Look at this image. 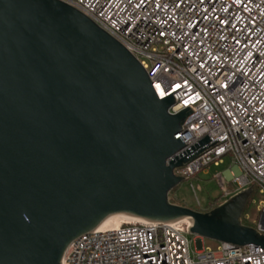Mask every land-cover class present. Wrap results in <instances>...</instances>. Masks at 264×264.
<instances>
[{
	"label": "water",
	"instance_id": "obj_1",
	"mask_svg": "<svg viewBox=\"0 0 264 264\" xmlns=\"http://www.w3.org/2000/svg\"><path fill=\"white\" fill-rule=\"evenodd\" d=\"M174 100L74 7L0 0V264H62L74 239L113 215L186 220L200 238L264 249L241 221L250 187L208 211L169 201L185 179L174 169L217 141L206 134L173 156L192 112L168 113Z\"/></svg>",
	"mask_w": 264,
	"mask_h": 264
},
{
	"label": "built area",
	"instance_id": "obj_2",
	"mask_svg": "<svg viewBox=\"0 0 264 264\" xmlns=\"http://www.w3.org/2000/svg\"><path fill=\"white\" fill-rule=\"evenodd\" d=\"M60 1L122 44L159 99L172 92L168 113L190 107L175 135L185 145L173 156L206 134L217 141L175 174L192 176L229 157L239 171L231 189L216 175L222 202L255 185L262 198L252 227L264 234V0ZM187 226L122 219L74 239L62 264H264L260 246L208 249L203 238H188Z\"/></svg>",
	"mask_w": 264,
	"mask_h": 264
},
{
	"label": "rangeland",
	"instance_id": "obj_3",
	"mask_svg": "<svg viewBox=\"0 0 264 264\" xmlns=\"http://www.w3.org/2000/svg\"><path fill=\"white\" fill-rule=\"evenodd\" d=\"M238 167L236 163L231 162L229 157H225L223 163L215 166L208 165L200 169L193 176L185 177V179L174 188V191L168 194V199L176 204L188 206L192 209H202L205 204L212 202L215 198L221 196L222 191L220 188L219 180L216 175L221 174L222 179L229 183L232 174H238ZM228 186V185H227ZM231 187V185H230ZM262 196L255 192L253 194L252 202L246 210L247 216H244L243 223L248 226L254 225L253 220H258L257 205ZM193 234H188V238L192 239ZM211 239L204 238L203 245L208 249H216L219 245ZM193 249V243H191Z\"/></svg>",
	"mask_w": 264,
	"mask_h": 264
},
{
	"label": "trees",
	"instance_id": "obj_4",
	"mask_svg": "<svg viewBox=\"0 0 264 264\" xmlns=\"http://www.w3.org/2000/svg\"><path fill=\"white\" fill-rule=\"evenodd\" d=\"M193 175H195V173H194ZM193 175H192V176H193ZM227 185H228L227 188H228V189H231V187H230L231 184H230V183H227ZM173 191H174V189H172L170 192L172 193ZM255 192H258L257 187H256L255 185H251V194H250V197H249V199H248V201H247V204H246V206H245V208H244V210H243V213H242V215H241V221L244 220V215H245V213H246V210L248 209L249 204L252 202L253 194H254ZM169 201L172 202V203H176V202L171 201L170 199H169ZM221 202H222L221 197L215 198L212 202H209L208 204L205 205V209H204V211H208V210L212 209L213 207L217 206V205L220 204ZM178 204H179V203H178ZM242 223H243V221H242ZM243 224H244V223H243Z\"/></svg>",
	"mask_w": 264,
	"mask_h": 264
},
{
	"label": "bare ground",
	"instance_id": "obj_5",
	"mask_svg": "<svg viewBox=\"0 0 264 264\" xmlns=\"http://www.w3.org/2000/svg\"><path fill=\"white\" fill-rule=\"evenodd\" d=\"M122 219H128V220H139L130 216L126 215H113V216H108L105 218L97 227V229L105 228V227H111L118 223Z\"/></svg>",
	"mask_w": 264,
	"mask_h": 264
},
{
	"label": "crops",
	"instance_id": "obj_6",
	"mask_svg": "<svg viewBox=\"0 0 264 264\" xmlns=\"http://www.w3.org/2000/svg\"><path fill=\"white\" fill-rule=\"evenodd\" d=\"M205 205H206V204H205ZM204 209H205V207L203 206V208H202V209H197V210L204 211Z\"/></svg>",
	"mask_w": 264,
	"mask_h": 264
}]
</instances>
